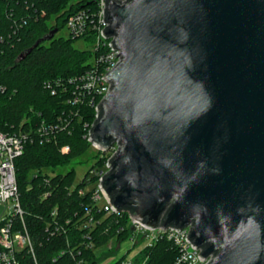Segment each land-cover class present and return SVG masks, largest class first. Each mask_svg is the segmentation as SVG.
<instances>
[{
  "label": "water",
  "instance_id": "obj_1",
  "mask_svg": "<svg viewBox=\"0 0 264 264\" xmlns=\"http://www.w3.org/2000/svg\"><path fill=\"white\" fill-rule=\"evenodd\" d=\"M105 1L121 57L90 130L120 145L105 197L146 227H191L208 264H264V0Z\"/></svg>",
  "mask_w": 264,
  "mask_h": 264
},
{
  "label": "trees",
  "instance_id": "obj_2",
  "mask_svg": "<svg viewBox=\"0 0 264 264\" xmlns=\"http://www.w3.org/2000/svg\"><path fill=\"white\" fill-rule=\"evenodd\" d=\"M98 1L0 0V131L29 132L43 122L65 127L50 142L37 140L28 144L24 154L16 160L24 220L18 219L15 225L28 231L36 257L24 250L18 255L19 264H73L71 247L79 244L77 240L84 242L82 233L76 230L53 234L47 226L53 220L55 208L59 210L58 219L75 220L77 215L84 216L91 205L89 194L81 196L79 191L87 187L89 178L94 182L96 177L87 174L76 185L75 169L66 173L56 171L71 166L91 147L85 137L96 122V105L100 98L93 101L92 97H85L78 106L69 103L74 90L69 81L91 69L96 54L75 48L74 42L80 39H65L57 34L76 12L82 9L96 11ZM55 29L58 30L55 37L42 41L21 59L23 53ZM49 83L57 91L56 95L47 87ZM65 146L70 147L68 153L62 152ZM96 163L100 166L103 161ZM47 194L49 196L45 197ZM99 232L93 234L97 246L115 234L114 231L101 236ZM62 251L64 255H61ZM84 254L91 264L96 262L91 251ZM141 259H147L148 264H171L175 249L168 242L159 243Z\"/></svg>",
  "mask_w": 264,
  "mask_h": 264
},
{
  "label": "built area",
  "instance_id": "obj_3",
  "mask_svg": "<svg viewBox=\"0 0 264 264\" xmlns=\"http://www.w3.org/2000/svg\"><path fill=\"white\" fill-rule=\"evenodd\" d=\"M105 7L106 1L99 0L96 11L82 9L71 15L66 23L70 38L94 43L91 51L96 54V58L91 61L92 68L69 81L74 86L69 103L78 106L85 101V97H92L93 101L100 98L96 105V113L100 102L111 91L112 84L107 81L106 75L121 62L120 51L114 49L112 44L115 37H106L103 34V30L109 24L105 22ZM47 87L52 90L53 95L57 94L50 83L47 84ZM62 129L65 127H62L61 124L43 122L29 132L0 131V264H19L18 255L24 250H29L35 257L34 246L28 231L25 227L21 229L15 225L18 219L24 220L16 177V160L24 154L28 144L37 140L41 143L50 142ZM90 130L85 138L91 145H94L90 140ZM119 148L118 143H114L107 152L98 148L107 153L105 157L108 171L105 173L101 171L97 174L99 182L96 187L88 189L93 183L89 181V178L87 187L79 191V195L89 194L91 199V205L86 208L84 216L77 215L75 220H60L58 219L59 210L55 208L52 213L53 220L48 223L47 228L53 231V234H66L71 230H76L79 234L82 233L81 238L84 242L77 240L79 243L77 246L71 247V241L68 240V246L71 247L70 253L74 255L75 262L73 264H91L84 254L87 251H91L95 256L96 262L92 264H99L102 254L96 253L99 246L94 242L95 235L93 234L100 231V235L103 236L112 230L115 231L114 236H121V240L115 248L113 247L112 253L109 250L104 253L108 258L104 264H148L147 259L141 261V256L145 252H152L159 243L164 242H168L175 249V259L171 264H208L211 258L201 259L202 250L196 248L188 238L191 227L180 231L175 227L149 228L139 221L133 220L129 212L117 211L110 204L101 190L100 179L111 170L110 160L116 155ZM69 151L70 147L68 146L62 149L64 153ZM84 231L86 233L83 234ZM137 247L138 251L131 256ZM64 253L62 251L61 255Z\"/></svg>",
  "mask_w": 264,
  "mask_h": 264
},
{
  "label": "rangeland",
  "instance_id": "obj_4",
  "mask_svg": "<svg viewBox=\"0 0 264 264\" xmlns=\"http://www.w3.org/2000/svg\"><path fill=\"white\" fill-rule=\"evenodd\" d=\"M52 22H54V21L52 20ZM57 37H63L65 39L70 38V32L66 26L63 29H61L60 32H58ZM93 45H94V43L89 42V41H85L83 39H80V40H77L76 42H74L75 48H77L79 50H91L93 48ZM86 127H88V125H86ZM106 152H102L98 149V147L91 145V147L88 149L86 154H84L83 156L76 159L72 163L71 166H69L67 168H59L56 171V173H66L69 170H71L72 168L75 169L76 173H77L76 183H75L76 185L79 184L85 178V176L87 174H89L90 177H96V180L88 187V189H92V188L96 187V185L99 182L97 174L100 173L101 171H104L103 173L108 171V168L106 167V160H105L106 159L105 156L107 155ZM94 157H98V158L96 160H94ZM100 160L103 161V164L100 166L99 165L97 166L96 162L100 161ZM46 172H49V171H46ZM51 175H52V173H51ZM113 232H114V230L110 231V234ZM120 240H121V236H118V235L114 236V234H113V235L109 236V238L106 241H104L103 243H101L99 245V248L96 249L97 254H99V255L102 254L100 256V259H102V260L101 261L99 260L100 261L99 264H101V263L104 264L106 261H108V258L106 255H104V253H107L106 251H108V250L112 253V251H113L112 249L115 248V246L117 245V243ZM137 251H138V247L131 253V256H133L135 254V252H137Z\"/></svg>",
  "mask_w": 264,
  "mask_h": 264
}]
</instances>
